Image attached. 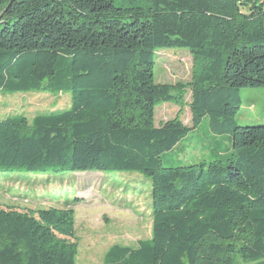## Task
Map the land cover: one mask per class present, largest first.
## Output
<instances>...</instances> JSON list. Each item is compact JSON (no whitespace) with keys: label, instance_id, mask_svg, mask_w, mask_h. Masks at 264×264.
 I'll return each mask as SVG.
<instances>
[{"label":"trees","instance_id":"1","mask_svg":"<svg viewBox=\"0 0 264 264\" xmlns=\"http://www.w3.org/2000/svg\"><path fill=\"white\" fill-rule=\"evenodd\" d=\"M193 60L191 122L153 126L176 88L159 48ZM48 79L47 82H44ZM264 86V0H0V89L68 93L69 107L0 119V170L134 171L151 182V237L104 264H264V125L236 126L239 88ZM224 158L163 167L200 119ZM0 208V264H74L71 212ZM65 229V230H64Z\"/></svg>","mask_w":264,"mask_h":264},{"label":"rangeland","instance_id":"2","mask_svg":"<svg viewBox=\"0 0 264 264\" xmlns=\"http://www.w3.org/2000/svg\"><path fill=\"white\" fill-rule=\"evenodd\" d=\"M154 80L174 86L175 99L154 107L153 126L171 119L188 127L191 122L193 60L187 48H159L154 53ZM45 79L44 82H47ZM236 126L264 125V86L239 88ZM68 93L47 90L12 92L0 89V119L69 107ZM231 133H216L203 116L185 136L161 155L163 167L223 159L231 148ZM151 182L134 171L0 170V208L29 214L39 210L71 212L67 234L58 238L75 245L74 264H104L111 247L136 248L151 237ZM64 229V230H65ZM235 264H260L238 255Z\"/></svg>","mask_w":264,"mask_h":264}]
</instances>
